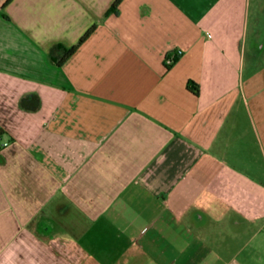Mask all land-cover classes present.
Segmentation results:
<instances>
[{"label": "crops", "instance_id": "crops-1", "mask_svg": "<svg viewBox=\"0 0 264 264\" xmlns=\"http://www.w3.org/2000/svg\"><path fill=\"white\" fill-rule=\"evenodd\" d=\"M249 9L0 0V264H264Z\"/></svg>", "mask_w": 264, "mask_h": 264}, {"label": "rangeland", "instance_id": "rangeland-1", "mask_svg": "<svg viewBox=\"0 0 264 264\" xmlns=\"http://www.w3.org/2000/svg\"><path fill=\"white\" fill-rule=\"evenodd\" d=\"M248 19H249L248 43H249V49H250V46L253 45L254 40L259 39L262 42H264V0H250V9H249ZM79 41L76 42L75 44L79 43ZM75 44H66V43H56L55 44L56 47H60V50L56 51L55 53L56 55L54 57L55 59L54 62L56 65H58V61L62 59L67 49H69L72 45H75ZM62 65L63 64L58 65V66H62Z\"/></svg>", "mask_w": 264, "mask_h": 264}, {"label": "trees", "instance_id": "trees-1", "mask_svg": "<svg viewBox=\"0 0 264 264\" xmlns=\"http://www.w3.org/2000/svg\"><path fill=\"white\" fill-rule=\"evenodd\" d=\"M119 1V0H117ZM116 4V3H115ZM96 29V25L92 26L80 39L79 43L72 45L67 51L64 53L62 59L58 61V65L63 64L65 61L68 60V58L75 53V51L79 48L80 44H82ZM4 134V130L0 128V137Z\"/></svg>", "mask_w": 264, "mask_h": 264}, {"label": "built area", "instance_id": "built-area-1", "mask_svg": "<svg viewBox=\"0 0 264 264\" xmlns=\"http://www.w3.org/2000/svg\"><path fill=\"white\" fill-rule=\"evenodd\" d=\"M167 63H171L172 61H173V59L172 58H167Z\"/></svg>", "mask_w": 264, "mask_h": 264}]
</instances>
